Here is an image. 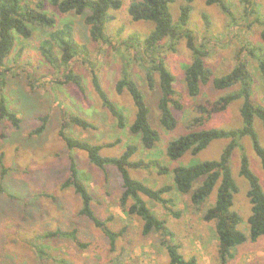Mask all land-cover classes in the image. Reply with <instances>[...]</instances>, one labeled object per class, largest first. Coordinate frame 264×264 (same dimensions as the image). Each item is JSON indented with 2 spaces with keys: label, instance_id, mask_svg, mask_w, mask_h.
Here are the masks:
<instances>
[{
  "label": "rangeland",
  "instance_id": "1",
  "mask_svg": "<svg viewBox=\"0 0 264 264\" xmlns=\"http://www.w3.org/2000/svg\"><path fill=\"white\" fill-rule=\"evenodd\" d=\"M39 1L44 5L43 11L54 17L57 25L72 23L74 40L85 44L90 54L87 61L76 56L69 65L82 78V94L71 83H57L62 80L66 68H56L42 57L39 43L48 35L47 30L31 26L32 35L28 40L15 35L14 47L6 60L10 71L6 76L3 97L8 109L17 113L21 124L16 130L9 122L0 119V155H3V165L7 169L2 181L4 193L0 194V264H110L113 255L121 253V264H167L165 250L153 241V238L159 240L158 235L143 237L140 233L141 221L135 217H127L119 208L118 199L122 191L119 174L112 167H107L102 172L89 163L83 152L67 149L58 135L60 123L70 115H78L93 123L96 129L83 130L71 124L66 128V134L94 144H105L119 139L120 143L115 147L101 149L100 154L105 157L115 158L123 152L127 144L139 147V139L128 130L134 115L131 99L126 92L118 95L113 85L121 78L122 69H126L149 103L153 125L160 132V140L153 149L138 148L131 160L155 159L168 168L215 160L227 140H215L196 156L186 154L177 162L166 157L165 148L169 141L191 129L240 128V100L230 103L225 110L209 117L202 127L192 123L193 118L198 116V105L212 102L237 88L220 91L210 85H202L200 95L191 99L183 85V67L191 61V53L185 40H179L174 51L167 49L168 42L163 43L160 55L175 78L172 86L181 109H173L178 122L175 129L170 132L162 130L155 121L158 116L157 94L148 91L144 85V73L140 65L142 60L137 57V50L141 51V46L126 48L123 45L129 35L137 34L143 38L153 29L151 22H133L130 19L127 9L133 0H120V8L110 11L111 21L106 26L109 42L106 44L94 43L90 39L88 26L84 23L87 11L84 15H62L47 0H24L33 8H36ZM222 1L228 8L229 15L217 5L208 6L205 0H195L191 3L192 11L187 27L192 31L196 45L201 46L204 51V63L213 77L228 73L237 59L247 65L254 78L251 87L252 100L264 106V82L257 69V59L249 54L251 47L264 48V41L261 39L264 30V0H253V9L250 5L246 8L242 0ZM180 4L179 0H175L170 6L174 21H177ZM203 14L208 16V26L203 20ZM91 68L99 76L100 84L108 97L126 115L127 124L124 129L117 128L116 121L102 107L94 93L90 84ZM44 115L48 118L45 130L40 135H31L30 132L39 125L37 117ZM254 129L261 146L264 147V127L258 119L254 121ZM241 144L252 173L258 177L264 191V171L252 151L249 139L243 138ZM71 159L76 162L77 169L93 197L92 207L96 215L101 219L113 215L114 221L110 224L113 230H118L122 225L128 226L125 237L116 243L115 254L109 252L106 237L87 219L78 215L80 204L73 190L60 189V184L68 176ZM229 164L230 174L238 187L233 210L242 218L240 229L247 233L246 219L250 213L248 185L238 175V150L233 151ZM155 170L151 166L146 170L135 169L128 172L132 178L152 188L171 183V173L159 175ZM212 194H215V189ZM168 197L174 199L173 210L180 213L178 219L172 218L162 207L146 197L143 199L154 213L167 221L177 242L181 244L184 258L194 256L199 264H221L217 259V240L213 224L204 222L201 212L188 207L187 196L172 191ZM212 200L213 196L204 207L209 206ZM56 228L76 229L79 241L87 243L88 247L80 249L65 239H36L37 235ZM35 248L44 250L47 257L38 256ZM228 264H264V236L255 244H245L237 257Z\"/></svg>",
  "mask_w": 264,
  "mask_h": 264
},
{
  "label": "trees",
  "instance_id": "2",
  "mask_svg": "<svg viewBox=\"0 0 264 264\" xmlns=\"http://www.w3.org/2000/svg\"><path fill=\"white\" fill-rule=\"evenodd\" d=\"M49 5L56 9L59 14L84 15V23L88 26L90 39L94 43H108L106 26L111 21L110 11H116L121 6L120 0H47ZM179 14L177 21L173 20L170 6L175 0H133L130 2L127 13L133 22H151L153 29L143 38L137 34L129 35L123 45L126 48L141 46L139 59L144 73V85L147 90L157 94L156 110L158 116L156 123L165 131H173L178 122L173 109L180 110L181 106L175 99V78L169 71L164 58L160 55L163 43L168 42L166 47L174 51L175 45L181 39L186 42V47L191 53L190 63L183 67V85L187 95L195 99L200 95L201 87L210 85L215 90H230L218 99L204 105H198V116L193 118L192 123L202 127L212 115L225 110L234 101L240 100L239 116L241 127L237 129H197L189 130L183 135L169 141L165 148L166 157L177 162L189 154L196 156L215 140H227L219 157L215 160H206L193 164L175 165L171 168L161 165L159 160L143 159L132 161L138 148L144 150L153 149L160 140V132L153 125L152 109L146 101L143 92L137 86V82L126 69H122L121 78L115 82L116 93L126 92L130 97L134 108L133 121L128 127L131 135L139 139V147L135 144H127L123 152L114 157H105L100 154L101 149L115 147L120 143L119 139L105 144H94L66 134L65 130L71 124L86 130L96 129L95 125L78 115H70L64 118L58 130L59 137L69 150L83 152L91 165L104 172L107 167H112L121 178V194L118 206L127 217H135L142 223L141 235L150 237L158 235L159 240L153 238L158 246L166 252L167 264H199L194 256L184 258L181 252V244L177 242L174 232L169 228L167 221L160 218L147 205L143 197L162 207L172 218L178 219L180 213L174 211V199L168 195L175 191L188 197V207L197 210L201 219L206 223H212L217 240L218 261L228 264L234 260L239 250L247 243L255 244L264 236V191L259 179L250 168L249 160L244 147L241 144L243 138H248L253 153L258 158L264 171V147L261 146L254 129V121L258 119L264 127V106L253 102L252 89L254 78L247 65L237 59L234 67L225 75L213 77L211 70L204 63V51L196 45L192 31L187 27L192 11L191 3L195 0H179ZM245 7L255 6L253 0H242ZM206 5H217L224 13L229 15V10L222 0H205ZM42 1L33 8L24 0H0V119L10 123L13 129H19L21 119L17 113L8 109L3 92L6 87V76L10 69L6 66V60L15 44V35L28 40L32 35V27L48 31V35L39 43V51L44 60L50 65L66 71L63 78L57 83H71L77 87L80 93H84L82 78L75 74L69 65L78 56L87 61L90 51L85 44H79L74 40L72 23L65 22L57 25L54 17L43 11ZM206 26L209 25L208 16L203 14ZM32 26V27H31ZM264 41V30L261 33ZM135 52V53H137ZM250 56L257 59V69L264 82V48L259 46L249 49ZM145 62V63H144ZM143 64V65H142ZM90 84L94 93L101 102L102 107L116 121L118 129L126 127V115L123 110L114 103L106 93L96 71L91 68ZM39 125L30 132L31 135H40L45 130L47 116L37 117ZM234 150L239 151L238 175L244 178L248 185L247 198L250 204V213L246 219L247 233L240 229L242 218L233 210L234 196L238 187L230 174V158ZM156 169L159 175L171 173L170 184L152 188L142 181L132 178L129 170H146L150 167ZM3 165V155H0V194L4 193L2 181L7 169ZM76 162L71 159L68 176L60 184V189H72L79 199L78 215L87 219L94 228L98 229L107 239L109 252L116 253V243L123 239L128 231L127 225H122L118 230H113L110 224L114 221L113 215L101 219L93 210V197L88 186L77 169ZM104 176L106 177L105 173ZM215 189V194L212 192ZM209 206L204 207L210 202ZM37 240L62 239L74 243L78 248L85 249L87 243H82L77 237L76 229L62 230L56 228L45 231L36 236ZM41 258L47 257V253L35 248ZM122 253L113 255L110 264H121ZM64 261H62L63 263ZM70 264V263H69Z\"/></svg>",
  "mask_w": 264,
  "mask_h": 264
}]
</instances>
